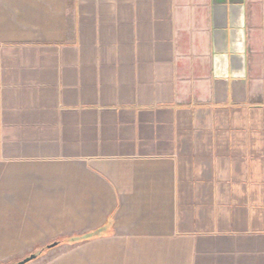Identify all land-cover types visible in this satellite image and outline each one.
<instances>
[{
  "label": "crops",
  "instance_id": "crops-1",
  "mask_svg": "<svg viewBox=\"0 0 264 264\" xmlns=\"http://www.w3.org/2000/svg\"><path fill=\"white\" fill-rule=\"evenodd\" d=\"M37 251L264 264V0H0V264Z\"/></svg>",
  "mask_w": 264,
  "mask_h": 264
},
{
  "label": "water",
  "instance_id": "water-1",
  "mask_svg": "<svg viewBox=\"0 0 264 264\" xmlns=\"http://www.w3.org/2000/svg\"><path fill=\"white\" fill-rule=\"evenodd\" d=\"M56 244H57V242H54V243L48 245V247H52V246H54ZM36 257H37L36 253H32V254L26 256L25 258H23L22 260L14 262V263H11V264H27L28 262L32 261Z\"/></svg>",
  "mask_w": 264,
  "mask_h": 264
},
{
  "label": "rangeland",
  "instance_id": "rangeland-1",
  "mask_svg": "<svg viewBox=\"0 0 264 264\" xmlns=\"http://www.w3.org/2000/svg\"><path fill=\"white\" fill-rule=\"evenodd\" d=\"M39 251H37L36 253H38ZM11 263H14V262H10V263H8V264H11ZM7 264V263H6Z\"/></svg>",
  "mask_w": 264,
  "mask_h": 264
},
{
  "label": "trees",
  "instance_id": "trees-1",
  "mask_svg": "<svg viewBox=\"0 0 264 264\" xmlns=\"http://www.w3.org/2000/svg\"><path fill=\"white\" fill-rule=\"evenodd\" d=\"M40 253H41V252H38V253H36V255L38 256Z\"/></svg>",
  "mask_w": 264,
  "mask_h": 264
}]
</instances>
